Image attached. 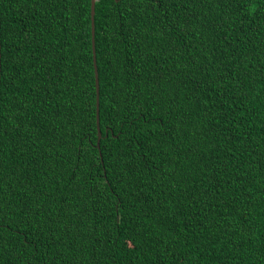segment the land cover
I'll return each mask as SVG.
<instances>
[{"label": "trees", "instance_id": "16d2710c", "mask_svg": "<svg viewBox=\"0 0 264 264\" xmlns=\"http://www.w3.org/2000/svg\"><path fill=\"white\" fill-rule=\"evenodd\" d=\"M0 264H264V0H0Z\"/></svg>", "mask_w": 264, "mask_h": 264}, {"label": "water", "instance_id": "95a60500", "mask_svg": "<svg viewBox=\"0 0 264 264\" xmlns=\"http://www.w3.org/2000/svg\"><path fill=\"white\" fill-rule=\"evenodd\" d=\"M97 0H91V21H92V46L94 55V68H95V80H96V117H97V128H98V148H100V140L102 137V132L100 128V83L99 74L96 59V49H95V6ZM1 29V26H0ZM1 64H2V47H1V33H0V82H1Z\"/></svg>", "mask_w": 264, "mask_h": 264}]
</instances>
